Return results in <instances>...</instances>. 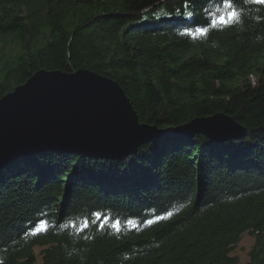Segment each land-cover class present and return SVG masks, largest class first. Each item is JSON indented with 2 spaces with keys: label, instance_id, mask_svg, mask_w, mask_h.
<instances>
[{
  "label": "trees",
  "instance_id": "obj_1",
  "mask_svg": "<svg viewBox=\"0 0 264 264\" xmlns=\"http://www.w3.org/2000/svg\"><path fill=\"white\" fill-rule=\"evenodd\" d=\"M229 2L0 0V97L38 70L87 69L140 123L222 113L245 127L220 144L167 135L121 160L45 152L2 167L0 264H239L244 233L246 264H264V5ZM233 10L238 22L211 26Z\"/></svg>",
  "mask_w": 264,
  "mask_h": 264
},
{
  "label": "water",
  "instance_id": "obj_2",
  "mask_svg": "<svg viewBox=\"0 0 264 264\" xmlns=\"http://www.w3.org/2000/svg\"><path fill=\"white\" fill-rule=\"evenodd\" d=\"M195 134L220 144L245 127L222 113L169 129L140 123L123 88L87 69L38 70L0 97V169L45 152L121 160L149 141Z\"/></svg>",
  "mask_w": 264,
  "mask_h": 264
},
{
  "label": "snow or ice",
  "instance_id": "obj_3",
  "mask_svg": "<svg viewBox=\"0 0 264 264\" xmlns=\"http://www.w3.org/2000/svg\"><path fill=\"white\" fill-rule=\"evenodd\" d=\"M252 3H255V4H260V5H264V0H251ZM223 3H224V6L229 8V9H232V4L229 2V0H223ZM217 11H219V9H217ZM211 15V14H210ZM239 20V14L236 12V11H229L227 12L226 14L224 15H220V16H213V22L211 24V26H215L216 24H219V25H228V24H231V23H235V22H238ZM208 31V29L206 28H198L196 29V32L203 35V34H206ZM189 35H195V33L191 32V31H188ZM96 216L97 219L100 218V213H96L94 214ZM170 215V214H169ZM120 221H116L115 224L113 225V227L119 231L120 229ZM129 223H132L131 221H129ZM149 223H152V221H149ZM41 228L39 229H36L34 231H43V230H47V225H46V222L42 221L41 222ZM89 226V221L87 219H85L82 224L79 226V230L80 231H83L84 229H86L87 227ZM73 227H77V225L73 224ZM101 227H103V225H101Z\"/></svg>",
  "mask_w": 264,
  "mask_h": 264
},
{
  "label": "rangeland",
  "instance_id": "obj_4",
  "mask_svg": "<svg viewBox=\"0 0 264 264\" xmlns=\"http://www.w3.org/2000/svg\"><path fill=\"white\" fill-rule=\"evenodd\" d=\"M255 237L249 233H244L240 239V242L236 244L231 252L232 256H236L239 260V264H246L249 262L248 254L254 246ZM43 247H36L34 249L35 254L38 256L39 261L41 260L40 252ZM38 261V262H39Z\"/></svg>",
  "mask_w": 264,
  "mask_h": 264
}]
</instances>
